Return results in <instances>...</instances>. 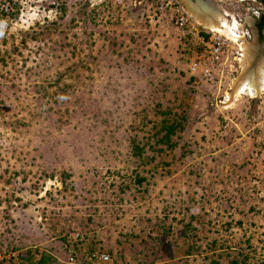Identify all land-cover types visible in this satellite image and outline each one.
<instances>
[{
  "label": "rangeland",
  "instance_id": "1",
  "mask_svg": "<svg viewBox=\"0 0 264 264\" xmlns=\"http://www.w3.org/2000/svg\"><path fill=\"white\" fill-rule=\"evenodd\" d=\"M158 1L0 0V264H264V91Z\"/></svg>",
  "mask_w": 264,
  "mask_h": 264
},
{
  "label": "built area",
  "instance_id": "2",
  "mask_svg": "<svg viewBox=\"0 0 264 264\" xmlns=\"http://www.w3.org/2000/svg\"><path fill=\"white\" fill-rule=\"evenodd\" d=\"M215 1L236 20L232 27L226 28V33L211 30L199 23L177 0L158 1L159 11H170V16H166L167 22L174 23L189 40L194 41L195 52L188 63L190 72L207 80L212 79L218 69L230 65L228 61L231 57L241 66L240 59L244 52L242 44L250 42L253 37L248 16L260 19L264 15V3L258 0ZM91 258L99 264H106L110 254L93 252ZM74 260L75 257L71 256V261Z\"/></svg>",
  "mask_w": 264,
  "mask_h": 264
},
{
  "label": "bare ground",
  "instance_id": "3",
  "mask_svg": "<svg viewBox=\"0 0 264 264\" xmlns=\"http://www.w3.org/2000/svg\"><path fill=\"white\" fill-rule=\"evenodd\" d=\"M186 5L188 11L203 24L205 27L226 33L227 27H232L236 20L226 14L225 10L219 6L215 0H182ZM253 42H245L242 44L243 55L240 59L242 72L234 79L232 92L227 94L225 104L232 106L237 100L238 96L251 91L252 95H260L264 91V54L258 53V48ZM262 53V52H261ZM248 93V91H247Z\"/></svg>",
  "mask_w": 264,
  "mask_h": 264
},
{
  "label": "trees",
  "instance_id": "4",
  "mask_svg": "<svg viewBox=\"0 0 264 264\" xmlns=\"http://www.w3.org/2000/svg\"><path fill=\"white\" fill-rule=\"evenodd\" d=\"M264 3V0H261ZM259 28L260 30L263 29L264 27V15L259 19ZM178 125L177 120H175L173 123L168 124L166 120H164L163 122V129L165 130V134L162 136V138L160 139L161 141H169L171 134L175 131L176 127ZM135 149H139L138 151H143V149L141 147H139L138 145H134ZM137 153V152H136ZM186 230L183 231V234H186ZM30 257V256H28ZM53 260L52 256H50L49 254H42V256L36 260L35 264H51V261ZM245 263V262H244ZM213 264H221L220 261H214ZM231 264H239L238 260H234L232 261Z\"/></svg>",
  "mask_w": 264,
  "mask_h": 264
},
{
  "label": "crops",
  "instance_id": "5",
  "mask_svg": "<svg viewBox=\"0 0 264 264\" xmlns=\"http://www.w3.org/2000/svg\"><path fill=\"white\" fill-rule=\"evenodd\" d=\"M251 27V26H250ZM259 27V26H258ZM252 29V28H251ZM252 31L254 32V30L252 29Z\"/></svg>",
  "mask_w": 264,
  "mask_h": 264
},
{
  "label": "water",
  "instance_id": "6",
  "mask_svg": "<svg viewBox=\"0 0 264 264\" xmlns=\"http://www.w3.org/2000/svg\"><path fill=\"white\" fill-rule=\"evenodd\" d=\"M258 1L262 2L261 0H258ZM262 3H263V2H262Z\"/></svg>",
  "mask_w": 264,
  "mask_h": 264
},
{
  "label": "flooded vegetation",
  "instance_id": "7",
  "mask_svg": "<svg viewBox=\"0 0 264 264\" xmlns=\"http://www.w3.org/2000/svg\"><path fill=\"white\" fill-rule=\"evenodd\" d=\"M259 24V21L257 22ZM259 26V25H258Z\"/></svg>",
  "mask_w": 264,
  "mask_h": 264
}]
</instances>
